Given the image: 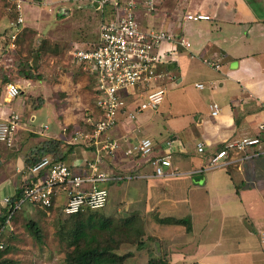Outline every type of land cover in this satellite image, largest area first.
<instances>
[{
    "label": "crops",
    "instance_id": "obj_1",
    "mask_svg": "<svg viewBox=\"0 0 264 264\" xmlns=\"http://www.w3.org/2000/svg\"><path fill=\"white\" fill-rule=\"evenodd\" d=\"M189 13L209 19H187ZM139 22L142 28L168 30L191 42L189 50L180 48L177 62L160 66L170 75L161 83L165 90L166 85L178 88L189 72L199 75L193 87L195 82L213 84L197 98L180 93L184 101L175 104L174 98V109L165 114L157 109L139 112L135 120L120 117L110 135H125L130 141L146 136L154 142L155 154L163 153L165 142L171 141L167 171L179 173L152 176L147 162L130 161L118 150L104 156L101 168L137 176L109 182L120 184L111 185L115 196L108 191V197H119L117 210L125 212L122 217L133 215L139 230V224H146L148 230L164 231L161 235L168 232L171 264H264V244L259 240L264 230V154L204 169L225 142L244 135L264 136V128L258 129L264 123V0H158L156 9L141 13ZM204 57L216 60L220 68L207 65ZM196 58L204 66L193 62ZM195 88L203 90L205 85ZM213 102L221 108L217 117L210 115ZM6 108L2 115L9 112ZM155 114L161 115L163 124ZM63 127L58 122L42 133L30 129L31 137H21L17 130L12 146L0 143V195L15 192L21 181L16 168L24 166L31 149L46 139L61 141L68 164L93 158V149L82 144H68L65 149L69 133L63 134ZM199 141L204 142L203 152L196 150ZM161 218L186 219L187 225L161 223Z\"/></svg>",
    "mask_w": 264,
    "mask_h": 264
},
{
    "label": "built area",
    "instance_id": "obj_2",
    "mask_svg": "<svg viewBox=\"0 0 264 264\" xmlns=\"http://www.w3.org/2000/svg\"><path fill=\"white\" fill-rule=\"evenodd\" d=\"M7 1L15 13L10 22L13 29L10 45L14 46L18 30L24 23L23 7L27 0ZM69 1L81 3L100 15L95 43L89 48L75 47L72 50L75 63L92 75L95 88L93 110L84 118L83 128L73 131L62 128L63 134L69 133L66 144L91 147L94 156L72 165L51 155H44L32 163L18 166L16 172L21 174L20 185L15 192L0 195V212L6 211L0 229V250L4 247L5 231L13 229L14 217L26 205L42 210L59 207L63 216L104 208L108 201V190L102 184L137 176H125L102 169L101 164L106 155H114L122 150L123 156L130 161L147 162L155 177L179 173L167 171L171 166V141L165 142L166 150L163 153L155 154L154 142L146 136L130 141L125 135L117 137L109 132L118 125L121 116L135 120L139 112L157 111L166 94L161 83L170 79L168 72L160 66L174 60L180 48L189 50L191 42L168 30L141 27V13L151 14L158 0ZM185 17L193 20L209 19L208 15L201 13H189ZM203 62L215 69L220 68L214 59L203 58ZM27 83L28 80H23L24 86ZM194 85L204 88L201 82H195ZM21 89L18 82H7L4 99L10 101L16 98ZM220 109L217 102L211 103L210 115L217 117ZM2 114L3 111L0 115V142L12 146L15 133L20 128L21 115L14 110ZM34 120L35 115L31 114L29 121ZM263 128L264 123L258 125L260 131ZM48 129L49 126L44 123L39 132ZM263 143L264 136L260 133L229 140L209 157L204 169L258 157L264 154ZM196 150L203 152L204 142H197ZM260 238L264 243V231Z\"/></svg>",
    "mask_w": 264,
    "mask_h": 264
},
{
    "label": "rangeland",
    "instance_id": "obj_3",
    "mask_svg": "<svg viewBox=\"0 0 264 264\" xmlns=\"http://www.w3.org/2000/svg\"><path fill=\"white\" fill-rule=\"evenodd\" d=\"M10 5L7 0H0L1 110L7 107L6 110L10 112L16 108L20 113V125L25 127H20L17 131L21 137L24 135L31 137L33 135L31 130H40L44 123L51 128L53 124L61 122V126H66L69 131L72 127L73 129L83 128L84 118L90 114V110H93L95 88L92 75L73 60L72 50L75 47L89 48L93 45L99 31V13L81 3L69 0H28L23 7L25 18L23 26L18 30L14 46H11L13 29L10 22L14 19L15 13ZM63 7L69 9L68 14L59 13ZM41 47L46 49V53L41 51ZM37 48L39 50H36ZM179 53L180 50L173 58L176 62ZM196 60L199 59L196 58L193 62L204 66L200 60V62ZM190 61L191 59H187V64ZM25 62L34 66V70L40 76L39 79L25 78L20 75ZM180 67L184 66L180 65ZM196 79H199V75L189 72L178 88L166 85V95L158 107L159 112L165 114L166 111L173 110L174 98L177 101L175 104L184 101L180 93L197 98L199 94L202 96L207 87H211L209 84L206 87L203 82L205 89H196L193 87ZM23 80H28L26 86L23 85ZM9 81L18 82L22 89L16 98L6 101L4 99L5 85ZM31 114H35V120L32 123L29 121ZM155 117L163 124L160 114H155ZM28 124H31V127ZM163 133L166 134V132ZM38 137L39 135H36L34 138ZM63 144L66 149L68 144L65 141ZM118 184L120 183L102 185L115 196L111 185L115 187ZM117 200L119 197L116 199L112 195L109 196L105 207L98 210V215L106 218L115 215L113 218L116 220L122 218L125 212L122 209L117 210L120 204ZM67 217L60 213L59 207L42 210L29 205L24 206L13 219V229L6 230L4 233L8 249L4 258L11 259L15 264H63L66 244L60 239L58 230L60 221H64ZM30 220L34 221L40 229L39 241L34 238L27 226ZM144 225L139 224L141 231L135 224V229L131 228L128 237H124L119 243L117 252L129 253L123 264H146L152 257L170 260L167 251L169 246L166 241L168 232L161 235L165 232L158 231L154 227L148 230ZM149 225L150 223L147 222V226ZM154 226L156 227L155 224ZM136 230L139 231L138 237L135 234ZM136 238L143 241L141 247L134 241Z\"/></svg>",
    "mask_w": 264,
    "mask_h": 264
},
{
    "label": "trees",
    "instance_id": "obj_4",
    "mask_svg": "<svg viewBox=\"0 0 264 264\" xmlns=\"http://www.w3.org/2000/svg\"><path fill=\"white\" fill-rule=\"evenodd\" d=\"M44 42V41H43ZM42 46V45H41ZM43 53L46 49L40 48ZM36 50H39L37 48ZM20 75L25 78L39 79V74L34 66L25 62L20 70ZM7 81L6 78H4ZM61 141L49 138L38 143L31 149L25 159V164L32 163L44 155H51L55 159L64 161L65 154L61 149ZM18 192L20 190H17ZM99 211L85 210L69 215L64 221H60L58 235L66 244L63 264H123L129 253L117 252L119 243L124 237H128L130 229H135L134 216H126L120 219L98 215ZM100 214V213H99ZM6 211L0 212V229L4 224ZM161 223L173 222L177 224L187 223L186 219H160ZM187 225V224H186ZM29 230L36 240L41 239L40 229L30 220L27 223ZM187 229L189 227L187 226ZM138 237L139 231H135ZM134 241L143 245V241L136 238ZM6 241L0 250V264H15L11 259L4 258L7 252ZM146 264H171L166 259L152 257Z\"/></svg>",
    "mask_w": 264,
    "mask_h": 264
},
{
    "label": "water",
    "instance_id": "obj_5",
    "mask_svg": "<svg viewBox=\"0 0 264 264\" xmlns=\"http://www.w3.org/2000/svg\"><path fill=\"white\" fill-rule=\"evenodd\" d=\"M59 13L61 15H66L68 13V8H66V7L61 8L60 11H59Z\"/></svg>",
    "mask_w": 264,
    "mask_h": 264
}]
</instances>
